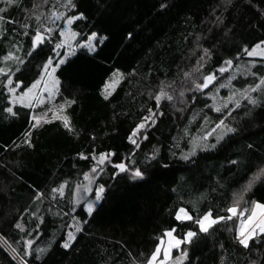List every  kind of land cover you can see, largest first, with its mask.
I'll return each mask as SVG.
<instances>
[{
	"label": "trees",
	"instance_id": "obj_1",
	"mask_svg": "<svg viewBox=\"0 0 264 264\" xmlns=\"http://www.w3.org/2000/svg\"><path fill=\"white\" fill-rule=\"evenodd\" d=\"M73 3L75 9H65L63 0H15L10 5L0 0L5 9L0 12V67L6 70L0 74V264H21L27 239L32 241L31 255L24 257L29 264H146L168 229L180 239L189 230L196 233L191 243L181 246L188 254L182 264H264V234H256L249 247H243L236 239V217L218 221L207 232L195 223L210 209L213 216L227 217L233 194L264 166V85L255 105L236 109L229 119L235 132L215 141L216 147L182 159L204 121L223 116L211 109L205 96L220 81L218 67L226 60L242 61L246 47L264 40V0ZM54 10L66 16L83 12L85 18L74 20L71 27L82 38L93 31L105 37L96 41L92 53L76 50L55 73L58 100L74 101L62 113L72 131L53 116L32 128V117L44 115L39 109L14 105L15 116L4 111L7 76L12 72L13 81L26 88L53 55L60 37V22L49 19ZM41 23L53 32L32 50L31 37ZM204 49L209 52L201 61ZM9 51L23 63L4 61ZM259 60L253 69L245 64L247 77L235 78L236 86L258 82L264 75V59ZM117 71L122 78L105 100L104 85ZM209 73L216 75V82L196 90L192 80L201 82ZM161 82L171 85L165 89L173 100L163 99L157 108L153 97ZM149 109L156 122L136 147L128 137ZM25 140L31 141L30 147ZM100 153L115 155L97 168L89 198L98 185H104L105 192L89 215L82 207L84 199L74 203L75 187ZM116 162L140 168L145 175L134 179L130 172L118 173ZM61 183L64 195L52 193ZM37 192L43 195L36 198ZM253 200L264 203V179L244 195L243 205L249 208ZM180 208L192 219L178 221ZM72 218L82 231L75 232L76 239L64 249ZM17 222L23 231L15 227Z\"/></svg>",
	"mask_w": 264,
	"mask_h": 264
},
{
	"label": "snow or ice",
	"instance_id": "obj_2",
	"mask_svg": "<svg viewBox=\"0 0 264 264\" xmlns=\"http://www.w3.org/2000/svg\"><path fill=\"white\" fill-rule=\"evenodd\" d=\"M7 4H12L15 2V0H5ZM35 7V6H34ZM63 7L65 9L67 8H73L75 9L77 5L73 3V0H63ZM161 7H164V5H161ZM4 8H0V12H4ZM55 19L60 20L63 18L64 20V28L60 31L59 36L60 40L58 43L55 44V47L53 48V51L56 52L57 49L65 48V52L63 54L57 52L56 55L58 57L57 61L53 63V58L49 57L43 64V67L40 72V77L36 79L30 87L25 89L19 97L17 96H10L9 97V104L15 105L17 103L23 104L25 107L29 106L26 101H30L35 94L34 90L38 89L39 85L43 84L44 87L40 89L41 91L47 92L48 97L52 98L56 92L59 91V81L56 79L55 73L58 68H60L61 65H63L66 61V57L69 55L74 54L75 48H87L90 52H94L96 50L95 45L93 44V41L98 38V33L91 32L90 35L87 37L84 41H77L76 44L73 46L69 44V41L76 40L77 33L74 31H71V29L68 27L73 23L74 20L78 19H84V13L79 12L76 15H65L64 11H52L50 13L49 19ZM0 19H3L0 17ZM41 17L39 15L36 16V20L39 21ZM24 28H28L29 25L25 24L23 26ZM53 32L52 27H46L44 24H40L37 29L35 30L34 34L31 37L32 40V50H35L39 45L46 42L47 36L50 35ZM25 35L28 33L25 32ZM132 34L129 33V36ZM101 41L105 39V37H99ZM246 51L248 56H261L264 57V41H261L260 43L254 45L251 47V50L249 51L246 47L244 49ZM208 49H204V56L200 58L201 61L207 58L208 56ZM2 59L4 61H10V60H17L20 63H23L22 60H20L19 57L14 56V53L9 51L7 54H5ZM227 65H231L232 61L228 60L225 61ZM200 67H203V63H200ZM5 68L0 67V74H5ZM197 71H199V68H197ZM220 72H224L225 68L221 67L219 69ZM113 76H120L122 78V74H120L118 71L113 73ZM185 78H188L190 76V73L185 72L184 73ZM216 79L215 74L209 73L207 75H204L202 77V82H197L195 79L192 80V84L196 90H203L207 88L214 80ZM13 83L12 77L10 75L7 76V84L5 87H7L9 93H15L16 88L20 86V81H17L14 87H9ZM119 83V80H114L109 84L108 82L105 83L104 89L102 90V95L104 96V99L107 100L108 96L111 95V91H108V89L111 87L113 90L115 88V85ZM162 86L158 92L154 95V100L156 102L157 108L160 107L161 101L163 99H167L168 101L173 100V96L169 94L168 91L165 90L166 87H171V85L164 86L163 82H161ZM261 84H264V78H261ZM260 87V85H256V87L249 88L246 90L240 91V97L246 98L248 100V103L255 105L257 101L249 95L250 91H256V88ZM181 96L184 95L183 92L180 93ZM233 96H235V93H233ZM233 96H230L228 99L232 101V103L239 107L240 100L239 99H233ZM74 101H66L65 104H61L58 106L57 109L49 111L52 112L53 119L61 120L63 123L64 128L68 129L69 131H72L71 124L69 121V118L66 115H63L64 109L66 106H70ZM13 106H8L4 108V111L8 114L15 116L16 113L13 110ZM222 107L224 109H227L229 107L228 103L225 102ZM214 111L221 112V107H214ZM149 115L145 118H142L141 123H138L136 127L132 130V133L129 135L128 139L131 143L135 144L136 147H139V145L136 143L134 136L139 132L140 129H142L145 126V123L148 120H151L152 123H155V119L153 117V110H148ZM162 115V113H160ZM46 114L41 116H33L32 118L36 121L35 124H32V128H36L40 125L41 121L44 120V122H48L45 119ZM217 130H219V133L217 134ZM236 129L227 125L224 119H220L215 128H213L210 132H206L202 137H200L201 141H204L205 143L199 144L194 143V149L195 147H201V148H214L216 147L215 144H208L206 141L208 140L209 136H212L215 134L216 142L219 143L221 140L225 138L229 133L235 132ZM30 135V133L28 134ZM24 143L28 144V146H31L30 140H25ZM193 151H190L187 155H182V159L187 160L190 155L194 154ZM81 158H85L83 154H80ZM115 155V153H100L99 154V164H104L105 161L108 159L109 156ZM95 159V157H94ZM151 159L155 160L156 156L153 155ZM233 165L237 163V161L233 160L231 161ZM114 169L117 170L118 173H131L132 178H140L142 179L145 175L144 170L140 168H129L128 165L124 162H116L113 163ZM163 167H167V165H163ZM103 169H101L102 171ZM93 173L96 172V168L94 167L92 169ZM85 179H89L88 173H84ZM261 179H264V166L259 167L255 173H253L252 177L249 179L248 183L243 187V189L239 193L233 194V202L230 206H228L225 211L229 214L227 217L225 216H213L212 210L210 209L208 212H206L202 217L196 219L195 223L199 225L201 232H207L209 228L216 224L218 221H222L225 219H231L232 216H240L243 217L245 213L248 211L246 208L241 211V202L244 199V195L249 192L253 184ZM66 183V182H65ZM65 183H61L58 187L52 188V193H59L60 196L64 195V188ZM89 184H91V180H89ZM83 187L85 192L93 191V189L89 186H77V189ZM95 200L100 201L102 199V195L105 192L104 185H99L95 188ZM43 195V193H36V198H39ZM75 195V194H74ZM80 198H76L74 200V203H79ZM84 210L91 215L94 209V204L92 202H85L82 206ZM27 211V209H26ZM176 219L178 221L180 220H191L192 217L189 215L188 211H186L184 208H180L176 212ZM15 227L19 228L21 231H23V227L20 225L19 222L15 225ZM76 232L82 231V228L77 225ZM174 229H168L165 230L164 236L167 237V244L165 246L164 240L161 238L160 243L156 244L155 250L151 253L149 257L146 259V264H166V262H169V264H182V261L187 258V250L181 249V255L176 257L175 260L170 261L169 253L173 248H180V245L182 243H191L192 238L196 235V233L192 230L187 231L183 238H177L173 235ZM259 232L260 234H264V203H260L258 201L253 200L252 201V208L249 215H247V219H242L240 222V226L236 229V239L238 240L239 244L243 247L247 248L249 247V241L254 238L256 233ZM76 239L75 233L72 231H69L67 233V238L63 241L61 246L64 249H68L72 242ZM32 245V241L30 239H27L24 241V252L23 256L21 257V264H29L27 260L24 259V257H27L31 255V252L28 250L29 247ZM161 250L163 251V259H158L159 254L161 253ZM15 252L16 250L13 249ZM39 252L45 251V249L38 250ZM39 255L36 256V259H39Z\"/></svg>",
	"mask_w": 264,
	"mask_h": 264
},
{
	"label": "rangeland",
	"instance_id": "obj_3",
	"mask_svg": "<svg viewBox=\"0 0 264 264\" xmlns=\"http://www.w3.org/2000/svg\"><path fill=\"white\" fill-rule=\"evenodd\" d=\"M36 2V1H35ZM53 21H57L60 22V26L58 27V32L60 33V31L64 28V20H55L54 18L52 19ZM57 26V24H56ZM71 31H74L77 33V36H76V40L74 41H69V44L71 45H75L77 41H84L87 39V37L90 35V34H85L86 37L85 38H82L81 35L78 34V32L76 30H74L71 25L68 26ZM95 32V31H93ZM50 35L47 36V38H49ZM99 39V36L97 39H95L93 41V44L95 45V48H96V41ZM60 40V37L59 39H57L56 41H54V47H55V44L58 43ZM101 41V40H100ZM264 41V40H262ZM261 42V41H260ZM258 42V43H260ZM256 43V44H258ZM255 44V45H256ZM254 46V45H253ZM80 49L79 47L75 48V51ZM83 50H85L86 52L88 53H92L90 52L86 47L85 48H81ZM65 48H61V49H57L56 52L53 51V55L50 56L53 58V63H55L58 59L56 53L59 52L61 54H63L65 52ZM248 50L250 51L251 50V47L248 48ZM15 56V55H14ZM71 56V55H69ZM67 56L66 59L69 57ZM244 56L246 57L245 59H243L242 61H236L235 63L232 62L231 65H227L225 63V61L222 63V65L220 67H218V70L216 72V75L218 77H220V81L218 83H216L206 94L205 96L208 98V102L211 106V109L213 110L214 107H221V112H217V113H223V116L221 118H218V119H214L211 118V119H206L200 129L199 132H197L194 137L192 138L191 140V143H190V147L189 149L187 150L188 152L185 153V155H187L190 151H193L194 149V143H199V144H203L205 143L204 141H201L200 140V137H202L206 132H210L213 128H215L217 122L220 120V119H224L226 124L229 125V126H233L229 119L232 118V120L234 119L235 117V114H234V111L240 107H243L247 104H250L248 103V100L246 98H241L240 97V91L241 90H246V89H249V88H253V87H256V85H264V84H261V78H264V75H262L258 82L254 85H244L243 87H238L234 84V79L237 78L238 76H243V77H247V68L245 67V64L249 63L250 65V68L253 69V67L257 64V63H260L258 61H260L259 59L262 58L264 59V57H261V56H248L246 51L244 53ZM228 61V60H226ZM43 67V66H42ZM221 67H224L225 68V71L224 72H220L219 69ZM42 69V68H41ZM41 72V71H40ZM251 73H253V71H251ZM10 76L12 77L13 74L12 72L10 73ZM56 76V75H55ZM40 77V73L38 75V77L36 79H38ZM118 77L119 76H112L110 80H108L107 82L109 84H111L112 81L114 80H118ZM56 79L58 80V78L56 77ZM12 81H13V78H12ZM35 81V80H34ZM33 81V82H34ZM59 81V80H58ZM32 82V83H33ZM202 82V81H201ZM32 83L28 86L30 87L32 85ZM7 84V79L5 81V85ZM16 84V82L13 81V83L11 85H9V87H14ZM28 87L26 88H23L21 89L20 86L16 88V91L15 93H9L8 92V89L6 87V92H7V101H8V106H13V105H10L9 104V97L10 96H17L19 97L21 95V93L27 89ZM44 87L43 84L39 85L38 89L34 90L35 94L33 95L32 99L30 101H26V103L29 105L27 107H30L32 109H39L41 112H43L44 114H46V116H52V112L49 111L50 109L52 110H55L58 108L59 105H61V101L58 100L57 96H58V92H56L54 94V96L52 98H49L48 97V93L47 92H44V91H41L40 89H42ZM262 87V86H260ZM260 87L256 88V91H250L249 92V95L252 96L257 102L260 100V98L258 97L257 95V91H260ZM112 88L110 87L108 89V91H110ZM166 91H168L167 89H165ZM233 93H235V96H233ZM230 96H233V99H239L240 100V104H239V107H236L231 100H229L228 98ZM227 102L229 107L227 109H224L222 107V105ZM15 105H22L24 106L23 104H20V103H17ZM7 106V107H8ZM214 111V110H213ZM216 112V111H214ZM148 116V115H147ZM146 116V117H147ZM153 117H154V114H153ZM227 117V118H225ZM145 118V117H144ZM155 119V118H154ZM141 123V122H139ZM150 125H153L152 121L151 120H148L146 123H145V126L139 130V132L134 136V139L136 141V143L138 144L139 143V139L140 137L142 136L143 132L150 126ZM219 133V130H217V134ZM216 141V138H215V134L212 135V136H209L208 140L206 141V143L208 144H214ZM200 149H205V148H201V147H195L194 149V154H196L198 152V150ZM193 154V155H194ZM95 164H94V167L96 168V171H97V168H99L101 166V164H99V156L95 157ZM93 167V168H94ZM92 168V169H93ZM92 169L87 172L88 173V176H89V179H85V176L83 177V180L80 184V186H89V187H93V182H94V177H95V173H93ZM89 180H91V184H89ZM77 185V186H78ZM77 186L75 187V198H80L79 200L81 199H84L85 202H92L94 204V206L97 204L98 201L95 200V192H94V196L92 198H89V195L91 193V191L89 192H85L83 187L77 189ZM99 186V185H98ZM96 186V187H98ZM95 190V189H94ZM237 193H239L237 191ZM242 203V206H241V211H243L245 208L248 210L245 215L243 217H240V216H232V217H236V221H237V226H236V229L240 226V222L242 219L246 220L247 219V215L250 214L251 212V208H252V204L251 206L248 208L247 206L243 205V201L241 202ZM179 210V209H178ZM177 210V211H178ZM70 226L72 227L71 230L69 231H72V232H76L75 229H76V226H77V222H76V219L75 218H72L71 219V223H70ZM68 231V232H69ZM259 232H257L256 234H258ZM175 236V234H173ZM164 240V244L166 246L167 244V237L164 236L162 238ZM160 243V242H159ZM183 244V243H182ZM182 244L180 245V248H173L171 250V252L169 253V257H170V261H173L175 260L176 257L180 256L181 255V246ZM158 259H163V251L161 250V253L159 254V257ZM185 260V259H184ZM183 260V261H184ZM182 261V262H183ZM166 264H169V262H166Z\"/></svg>",
	"mask_w": 264,
	"mask_h": 264
},
{
	"label": "water",
	"instance_id": "obj_4",
	"mask_svg": "<svg viewBox=\"0 0 264 264\" xmlns=\"http://www.w3.org/2000/svg\"><path fill=\"white\" fill-rule=\"evenodd\" d=\"M214 74V73H213ZM216 76V75H215ZM216 80H217V77H216V79L207 87V88H205V89H208L209 87H211L215 82H216ZM205 89H203V90H205Z\"/></svg>",
	"mask_w": 264,
	"mask_h": 264
}]
</instances>
